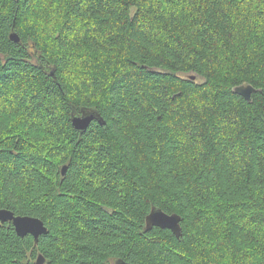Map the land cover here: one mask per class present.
<instances>
[{
    "label": "trees",
    "instance_id": "16d2710c",
    "mask_svg": "<svg viewBox=\"0 0 264 264\" xmlns=\"http://www.w3.org/2000/svg\"><path fill=\"white\" fill-rule=\"evenodd\" d=\"M251 32L264 0H0V209L48 229L36 243L0 221V264H264V44L237 40ZM89 111L104 123L78 130ZM154 208L182 234L148 227Z\"/></svg>",
    "mask_w": 264,
    "mask_h": 264
},
{
    "label": "water",
    "instance_id": "95a60500",
    "mask_svg": "<svg viewBox=\"0 0 264 264\" xmlns=\"http://www.w3.org/2000/svg\"><path fill=\"white\" fill-rule=\"evenodd\" d=\"M10 38L16 42H19L21 40L20 35L16 31L11 33ZM52 75H54V73H52ZM234 90L242 94L248 100H251L252 93L256 91V88L251 84H242L236 86ZM94 119H98L101 123H104L103 119L93 111L85 112L83 113V115H73L72 123L78 130L85 131ZM66 170L67 166L64 165L62 167V174H65ZM0 221H12L19 236L24 237L27 234H31L34 236L36 243L38 242L39 237L42 234L47 233L48 231L42 219L29 215H16L13 211L6 208L0 209ZM146 221L148 227L159 226L162 228H170L177 236H180L182 234L181 216L179 214H169L162 209L154 208L147 216ZM37 263L44 264L45 258L42 255H39ZM113 264L138 263H131L124 260L123 258H118L114 261Z\"/></svg>",
    "mask_w": 264,
    "mask_h": 264
},
{
    "label": "rangeland",
    "instance_id": "374dc122",
    "mask_svg": "<svg viewBox=\"0 0 264 264\" xmlns=\"http://www.w3.org/2000/svg\"><path fill=\"white\" fill-rule=\"evenodd\" d=\"M155 3H158L159 0H154ZM170 9V7H169ZM179 17L182 18V16L187 15L188 14V9H187V5L185 3H183L179 9ZM54 16H59L57 13L54 14ZM43 22V21H42ZM57 22V21H56ZM59 22V20H58ZM60 24V23H59ZM42 27V37H44L46 39V42L48 43V45H50L52 48L56 49V38L59 34V26H53L51 25H47V23H43L40 24ZM157 28V27H156ZM241 28V27H240ZM161 31L162 28H160ZM165 36L167 35V33H163ZM237 40L238 43H240V45L243 47V49L248 48L249 46L254 47L255 49H259V47L262 46V44H264V33H260L258 36L255 35V33H248L247 35L244 33V36L238 35L237 36ZM80 69L78 67H75L71 70H68V74H66L67 79L71 80L74 78H78L79 74H81V72L79 71Z\"/></svg>",
    "mask_w": 264,
    "mask_h": 264
},
{
    "label": "bare ground",
    "instance_id": "6f19581e",
    "mask_svg": "<svg viewBox=\"0 0 264 264\" xmlns=\"http://www.w3.org/2000/svg\"><path fill=\"white\" fill-rule=\"evenodd\" d=\"M82 40V39H81ZM80 55H82V54H80ZM68 70V69H67Z\"/></svg>",
    "mask_w": 264,
    "mask_h": 264
}]
</instances>
